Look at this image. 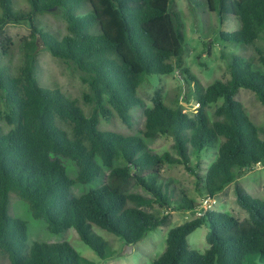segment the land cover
<instances>
[{"label":"trees","instance_id":"1","mask_svg":"<svg viewBox=\"0 0 264 264\" xmlns=\"http://www.w3.org/2000/svg\"><path fill=\"white\" fill-rule=\"evenodd\" d=\"M26 1L29 8L0 0V28L25 23L30 29L19 45L15 70L0 61L5 101V111H0V254L9 264H94L67 241L29 243L27 222L9 213L11 193L26 202L33 218L45 221L47 231L58 234L72 227L101 259H107L112 252L93 226L133 245L164 224L170 212L195 213L200 206L183 189L173 194L175 180L160 174L164 164L183 165L196 175L199 194L213 198L238 174L261 163L264 139L235 95L240 88L249 89L264 105V49L255 46L249 57L231 55L229 78L205 87L184 68L195 86L197 107L190 116L165 105L160 90L154 92L151 107L136 94L145 75L170 74L169 59L180 61L183 22L171 0ZM202 2L221 23L230 16L238 20L237 29L220 32L223 41L254 46L264 32V0ZM38 14H59L65 32L50 31ZM38 43L81 73L89 88L84 100L92 103L89 115L60 89L38 83ZM219 98L222 103L209 116L206 108ZM136 107L143 113L137 133L100 128L101 121L113 118L132 128L131 110ZM160 135L172 138L175 155L148 146ZM216 143L215 159L202 173L194 170L190 149L201 151ZM90 183L96 187L73 192ZM234 193L247 218L206 209L171 227L163 252L151 264H244L250 256L264 259V200L240 185H235ZM154 205L157 208L150 210ZM166 207L171 208L162 213ZM203 224L209 228L208 247L200 252L190 248L187 237Z\"/></svg>","mask_w":264,"mask_h":264},{"label":"rangeland","instance_id":"2","mask_svg":"<svg viewBox=\"0 0 264 264\" xmlns=\"http://www.w3.org/2000/svg\"><path fill=\"white\" fill-rule=\"evenodd\" d=\"M193 1L197 2L196 6L190 5L186 0H171L172 7L180 13L183 22V51L179 63H176L174 58L169 59L168 62L173 65V71L170 74L144 76L143 81L136 89V94L144 100L146 107L152 106V96L156 90H160L165 105L170 108H180L188 115L193 116L197 107L195 86L192 81L187 79L183 72L184 68H188L189 72L199 80L201 86L205 87L216 80L225 81L229 78L228 57L231 55L249 57L253 55L255 46L264 49V32L260 34L254 46L223 41L220 32L234 31L239 27L238 20L230 16L221 23L216 12L205 8V2L202 0ZM12 2L14 8H29L26 0H12ZM38 18L41 24L50 31L58 34L65 32L64 21L59 14H38ZM29 33L30 29L25 23H8L0 28V61L10 64L13 71L21 57L19 45L28 37ZM35 64V77L41 86L60 89L66 96L74 98L86 115L90 114L92 103L86 102L83 97L84 93L89 91L88 85L82 81L81 73L70 61L52 56L48 50L42 47L41 43H38ZM235 99L243 104L246 113L257 127L259 136L264 139V105L256 99L251 90L245 88L238 90ZM222 101L223 99L219 98L216 102L209 104L206 108L209 116ZM0 111H5V101L1 91ZM131 112L134 119L132 128L128 129L123 126L116 118L110 122L101 121L100 128L126 134L137 133L142 126V109L136 107ZM172 143L173 140L170 136L160 135L149 141L148 146L155 152L161 154L168 152L175 155ZM216 149L217 143L201 151L190 149L189 156L194 170L202 173L205 167L215 159ZM67 173L72 175L70 167H67ZM160 174L165 178L171 177L175 180L174 195L180 188L187 193L190 199L202 202L204 197L197 191L196 175L185 170L183 165L164 164L160 169ZM235 185L242 186L250 195L264 200V158L251 170L238 174L233 182L212 198L214 201V204L211 205L212 209L229 213L243 220L248 217V213L236 202ZM95 187L96 183L84 184L74 188L73 192L79 194ZM156 208L157 206L154 205L149 209L155 210ZM170 208L166 207L161 212L166 213ZM9 213L19 216L27 222L29 243L34 240L67 241L80 255L94 264H151L165 248L167 231L196 216L194 212L190 211L175 210L170 212L169 218L164 224L148 231L139 241L131 245V250L118 236L93 226V230L107 241L108 248L112 252L111 257L101 259L78 237L74 228L71 227L58 234L47 231L45 221L33 218L28 211L26 202L13 193L10 194ZM208 230V225L203 224L190 233L187 237L190 248L204 252L208 247L206 241ZM0 264H9L6 257L1 254ZM244 264H264V259L259 256H250L245 259Z\"/></svg>","mask_w":264,"mask_h":264},{"label":"built area","instance_id":"3","mask_svg":"<svg viewBox=\"0 0 264 264\" xmlns=\"http://www.w3.org/2000/svg\"><path fill=\"white\" fill-rule=\"evenodd\" d=\"M200 206L195 209V215L196 216H200L203 214V211L206 210V209H210L211 208V205L214 204V201L212 200V198L210 197H206V198H203L202 202H200Z\"/></svg>","mask_w":264,"mask_h":264},{"label":"water","instance_id":"4","mask_svg":"<svg viewBox=\"0 0 264 264\" xmlns=\"http://www.w3.org/2000/svg\"><path fill=\"white\" fill-rule=\"evenodd\" d=\"M127 248H128L129 250H131V245H128Z\"/></svg>","mask_w":264,"mask_h":264}]
</instances>
